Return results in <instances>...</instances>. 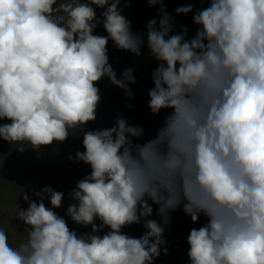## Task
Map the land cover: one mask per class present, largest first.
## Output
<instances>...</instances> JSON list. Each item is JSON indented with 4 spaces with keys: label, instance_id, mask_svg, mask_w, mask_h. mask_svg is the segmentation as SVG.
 <instances>
[{
    "label": "clouds",
    "instance_id": "9594fccd",
    "mask_svg": "<svg viewBox=\"0 0 264 264\" xmlns=\"http://www.w3.org/2000/svg\"><path fill=\"white\" fill-rule=\"evenodd\" d=\"M147 2L161 7L145 41L121 0H0V120L10 121L0 124V138L19 151L64 142L69 130L95 121L104 77L131 97L133 70L117 78L109 39L137 57L146 44L158 62L148 107L153 115L172 110L142 144L134 139L143 127L123 117L83 131L84 151L69 159L91 173L71 192L67 216L92 231L77 234L53 211L62 192L46 186L40 202L22 193L28 207L17 218L30 230L13 246L0 228V264H153L162 246L168 254L164 226L181 206L193 223L207 218L190 230L189 264H264V0H210L194 12L190 39L186 27L173 34L163 0ZM101 23L107 36L94 34ZM149 201L159 222L148 219ZM141 222L139 238L121 231Z\"/></svg>",
    "mask_w": 264,
    "mask_h": 264
},
{
    "label": "rangeland",
    "instance_id": "374dc122",
    "mask_svg": "<svg viewBox=\"0 0 264 264\" xmlns=\"http://www.w3.org/2000/svg\"><path fill=\"white\" fill-rule=\"evenodd\" d=\"M104 10V9H103ZM135 21V20H134ZM131 23V30L140 33L146 41V25L150 20H137L139 23ZM184 20H179L183 22ZM187 21V20H185ZM189 21V20H188ZM182 27L188 30L187 38H193L197 26L193 22L185 23ZM181 27V28H182ZM95 35L107 36V32L101 23L95 30ZM109 63L114 69L118 79H122V73L131 68V58L135 54L118 49L109 39L107 44ZM147 60L144 78H139L133 72L136 83L129 84L131 97L125 90L112 84L107 77L102 78L97 87L100 90V102L96 110V120L89 122L82 129L69 130V136L64 142H53L49 146H41L33 149L25 144L24 151L18 150V146L0 138V228L9 235L10 243L17 245L25 238L29 226L17 218L18 211L26 210L28 203L24 201L22 193H27L29 198L40 202L36 195L46 186L54 191L62 192L64 198L60 208H53L59 216L63 217L70 230L77 234H86L92 231L91 225L76 224L67 216V208L74 203L71 192L77 183L91 173L90 165L69 157H75L77 151H84L83 131L112 127L117 117L125 118L130 125L141 126L144 135L134 143H144L157 135L158 129L163 126L165 117L171 113V109H163L158 115H153L148 107L149 90L154 87L151 79L152 71L158 62L151 56L146 44L141 49V55ZM154 63L151 65V62ZM133 70V69H132ZM10 123L8 120H0V124ZM43 202L46 207L52 208L50 199L45 195ZM151 204V201H149ZM153 213L148 219L160 221L158 205L151 204ZM17 222V223H16ZM207 222V218L201 215L197 222L193 223L191 217L184 213L182 206L171 212L170 224L164 226V239L167 241L168 254L163 253L154 259L153 264H189L187 255L189 245L188 236L193 228H200ZM95 223L99 226L100 221ZM110 231L105 227L99 235ZM130 237L139 238L146 231L143 222L131 224L121 229Z\"/></svg>",
    "mask_w": 264,
    "mask_h": 264
},
{
    "label": "crops",
    "instance_id": "0c3cea01",
    "mask_svg": "<svg viewBox=\"0 0 264 264\" xmlns=\"http://www.w3.org/2000/svg\"><path fill=\"white\" fill-rule=\"evenodd\" d=\"M125 0H121L120 9L121 14L125 16L131 23L134 21V24L139 23L137 20H159V9L160 5L150 6L147 0H130V6L125 7ZM193 6V12L188 13L187 15L176 14V9L181 6ZM210 5V0H163V7L167 9V12L171 15L173 23L176 25L173 34L179 33L181 27L185 23L193 22V15L196 10H202ZM103 9L97 8L96 13L99 17ZM179 20H184L179 22ZM187 20V21H185ZM189 20V21H188ZM194 23V22H193ZM154 61L151 62V65ZM17 223V222H16Z\"/></svg>",
    "mask_w": 264,
    "mask_h": 264
},
{
    "label": "water",
    "instance_id": "95a60500",
    "mask_svg": "<svg viewBox=\"0 0 264 264\" xmlns=\"http://www.w3.org/2000/svg\"><path fill=\"white\" fill-rule=\"evenodd\" d=\"M147 60L144 57H137L136 55L131 58V65L133 72L139 78H144L146 73Z\"/></svg>",
    "mask_w": 264,
    "mask_h": 264
}]
</instances>
